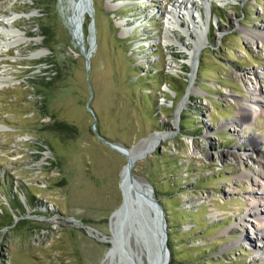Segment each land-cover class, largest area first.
Wrapping results in <instances>:
<instances>
[{"label":"rangeland","instance_id":"1","mask_svg":"<svg viewBox=\"0 0 264 264\" xmlns=\"http://www.w3.org/2000/svg\"><path fill=\"white\" fill-rule=\"evenodd\" d=\"M35 1L0 0V41L15 12H31L12 27L36 39L0 49V264H118L106 254L128 161L120 145L141 147L131 174L165 207L168 264H264L246 240L264 156V142L252 151L248 138L264 140V113L243 129L234 122L253 83L264 93V39L253 36L264 0H213L208 31L185 0H92L80 34L79 0ZM156 132L165 137L150 148ZM127 243L147 263L132 234Z\"/></svg>","mask_w":264,"mask_h":264},{"label":"water","instance_id":"2","mask_svg":"<svg viewBox=\"0 0 264 264\" xmlns=\"http://www.w3.org/2000/svg\"><path fill=\"white\" fill-rule=\"evenodd\" d=\"M77 3H80V5L82 3V5L81 8L79 7L80 5L78 6L77 14L74 16V22L71 23V26L77 34H80L79 20L83 16L84 8L92 15L93 4L92 0H79ZM77 3L73 2L75 7H77ZM92 23L94 24V17H92ZM93 38L94 36L92 35L90 39L94 41ZM91 52L92 49L88 51L84 50L87 71L90 67ZM88 83L92 95L89 79ZM90 110L92 111V108ZM97 134L99 133L97 132ZM117 148L121 152L124 150L121 146H117ZM133 164L134 160L128 159L126 167L128 176L134 182L136 179L131 174ZM138 185L141 188H134L136 189L137 195L133 198L128 188L125 189L120 181L123 198L120 205L110 215L111 236L108 241L111 246L106 255H118V264H146L141 254L137 256L128 247V237L132 234L140 244L142 254L145 252L147 264H168L171 248L168 245V224L163 205L158 201L154 189L149 183L140 182ZM143 186H147L150 189L151 196L149 198H145V195L142 193ZM128 193L131 199L127 196ZM120 209L121 211H119ZM113 217L114 220H111Z\"/></svg>","mask_w":264,"mask_h":264},{"label":"bare ground","instance_id":"3","mask_svg":"<svg viewBox=\"0 0 264 264\" xmlns=\"http://www.w3.org/2000/svg\"><path fill=\"white\" fill-rule=\"evenodd\" d=\"M212 1L213 0H201V1L199 0V2L204 7V11H205V20H204V16H202V14L200 15V12H199L200 9L197 8L190 0H185V2H187V3L189 2V4H190L189 11H191V19H192L191 23L193 24V26H195L196 23H199L200 25H202L201 26L202 28L206 27V22L210 19V16H211ZM180 4L181 3H179L178 6ZM79 5H80V3L79 4L77 3L76 8H78ZM81 5H82V3H81ZM81 5L79 6L80 8H81ZM172 7H174V6L172 5ZM193 9L198 10V14H197V16L199 17L198 21L193 19V16H194L192 14ZM85 11H86V8H84L83 14L86 13ZM170 12H171V14L169 16L170 20H168V21H170V23H171L172 18L177 19L176 17H178V16L175 15V11L173 9H171ZM29 16H31V12H17V13L15 12L14 14L12 13L11 15L5 16L3 18V22L8 27L3 28V29L1 28L2 33L4 34V40L0 41V49H2V47L15 45V44H18L21 42H29L31 40L36 41L35 38H30V37L25 36L24 33L22 31H20L18 28L12 27V23L15 19H18L21 17H29ZM169 17H168V19H169ZM200 30L202 31V29H200ZM91 31L92 32L94 31V27H91ZM253 36L256 39L263 40L264 39V30H262L261 32L254 30ZM253 36H251V37H253ZM89 40H90V43L92 44V47L89 49L93 50L94 41H92L90 38H89ZM201 45H202V42H201V38L199 37V39H197L195 41L193 52L196 53L198 49L200 50ZM44 53H45V50L41 49V50H37V51L33 52L32 55L39 56V55H42ZM7 79H8V77L0 76V86L3 85L2 81L7 80ZM256 84H257L256 82L253 83L252 87L249 88L251 96H252L251 100H250V105L246 106V105L240 104L239 116L234 121V122H237L238 125H240L241 129H243V127L249 123H250V125H252V123H253L251 121L252 117L257 115L258 113H264V93H263V90L261 89V87H257ZM3 127L4 126L1 125V128H3ZM164 137H165L164 133L156 132V133L152 134L151 136H149L146 141H148L150 143V148H154V147H156L157 142ZM248 140H249V148L252 151H255L259 142L260 143L264 142V140L262 141L261 139H259L255 135L250 136L248 138ZM121 147L124 149L122 151V154L125 157H127V159H131L134 161L137 158L138 152L141 151V149H139L141 147H139L138 145L135 147H132V148L123 147V146H121ZM258 168L260 170V174H259L260 179L254 180L253 185H255V188L253 190L249 191V193H248L249 198L251 199V204H250V209L246 214V216H248L250 218V221L253 222V225H252L253 237H248V238H246V240H249L252 243L253 248H255L257 250L264 251V213L261 211V208H260V205L264 204V156H263V160H261L259 162ZM120 181H121L122 186L125 189H127L129 186H131L133 188L136 187L139 189L140 185H138V183L142 182L139 180H135L133 182L131 180V178L128 176V170H127L126 164H125L123 170L121 171V180ZM142 193L145 195V198L146 197L149 198L151 196V191L147 186L142 187ZM127 196L130 197L129 193L127 194ZM130 199H131V197H130ZM119 211H121V209ZM111 220H114V217L111 218Z\"/></svg>","mask_w":264,"mask_h":264},{"label":"trees","instance_id":"4","mask_svg":"<svg viewBox=\"0 0 264 264\" xmlns=\"http://www.w3.org/2000/svg\"><path fill=\"white\" fill-rule=\"evenodd\" d=\"M38 2L41 3V2H43V1H38V0H36V1L34 2V4H36V3H38ZM94 14H95V23H97V22H96V7H94ZM223 21H227V20L225 19V20H223ZM49 41H50V39H48V38L45 40L46 43H48ZM155 73H157V72H155ZM154 76H156V75L154 74ZM55 78H57V76L55 77L54 74H53V75L51 76V80H50V81H46V82H47L48 84H51V83H53V81H54ZM174 80H175V79L171 78L172 87L170 86V88H171L172 90H174L175 92H182V91H185V90H186V82H185V85L180 89L178 81H177L178 85H176V86L173 85ZM175 81H176V80H175ZM46 82H45V83H46ZM40 84H41V83H40ZM153 187H154V189L156 190V187H155V186H153ZM163 208L165 209L164 205H163ZM168 244H169V247L172 248V247H171V243L169 242Z\"/></svg>","mask_w":264,"mask_h":264}]
</instances>
